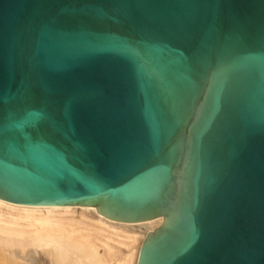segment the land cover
Returning a JSON list of instances; mask_svg holds the SVG:
<instances>
[{"label":"water","instance_id":"1","mask_svg":"<svg viewBox=\"0 0 264 264\" xmlns=\"http://www.w3.org/2000/svg\"><path fill=\"white\" fill-rule=\"evenodd\" d=\"M0 198L264 264V0H0Z\"/></svg>","mask_w":264,"mask_h":264},{"label":"bare ground","instance_id":"2","mask_svg":"<svg viewBox=\"0 0 264 264\" xmlns=\"http://www.w3.org/2000/svg\"><path fill=\"white\" fill-rule=\"evenodd\" d=\"M163 221H120L92 205L0 198V264H137L143 241Z\"/></svg>","mask_w":264,"mask_h":264}]
</instances>
